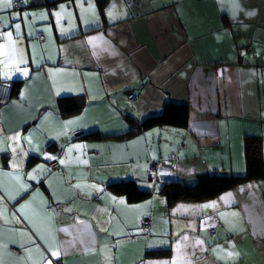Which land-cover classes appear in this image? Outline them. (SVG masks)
Masks as SVG:
<instances>
[{
	"label": "crops",
	"instance_id": "obj_1",
	"mask_svg": "<svg viewBox=\"0 0 264 264\" xmlns=\"http://www.w3.org/2000/svg\"><path fill=\"white\" fill-rule=\"evenodd\" d=\"M21 2L0 7V264H264V176L162 193L245 176L249 137L264 166V0ZM167 102L186 126L126 135Z\"/></svg>",
	"mask_w": 264,
	"mask_h": 264
},
{
	"label": "trees",
	"instance_id": "obj_2",
	"mask_svg": "<svg viewBox=\"0 0 264 264\" xmlns=\"http://www.w3.org/2000/svg\"><path fill=\"white\" fill-rule=\"evenodd\" d=\"M97 6L103 10L107 0H96ZM17 79L11 83L12 91L16 92L20 83ZM84 105V99L77 97H62L58 100V107L61 114L74 113ZM188 116L187 105H176L171 102L164 104L160 114L149 115L143 118L140 123L130 125L126 135H132L136 131L146 129L154 125L169 124L179 127L186 126ZM92 133L84 134L91 136ZM246 174L245 176H233L226 174H202L192 185H186L178 181L167 182L162 188V193L167 198L168 204L177 200L201 201L206 200L238 185L248 179H256L264 176V166L260 153L259 142L256 138L246 139Z\"/></svg>",
	"mask_w": 264,
	"mask_h": 264
},
{
	"label": "built area",
	"instance_id": "obj_3",
	"mask_svg": "<svg viewBox=\"0 0 264 264\" xmlns=\"http://www.w3.org/2000/svg\"><path fill=\"white\" fill-rule=\"evenodd\" d=\"M14 7L15 8H21L22 7V2L21 0H14ZM0 28H1V22H0ZM43 38V35H40V39ZM5 85L11 86V83H4ZM5 98L0 97V101H4ZM63 153V149H60L58 151V154L54 156V159L52 158L49 162H48V169L50 171H54V170H59L60 169V163H59V156ZM152 166H155L152 164ZM153 169V168H152ZM149 226V220L147 218L142 220L141 223V227L144 229H147Z\"/></svg>",
	"mask_w": 264,
	"mask_h": 264
},
{
	"label": "snow or ice",
	"instance_id": "obj_4",
	"mask_svg": "<svg viewBox=\"0 0 264 264\" xmlns=\"http://www.w3.org/2000/svg\"><path fill=\"white\" fill-rule=\"evenodd\" d=\"M0 7H3V8H11L12 7V0H0ZM236 7H238V5H236ZM246 14L249 15V16L255 15L254 12H248ZM16 28L18 30L19 29V25H16ZM6 35L8 37H11L12 33L9 32ZM24 74L27 75V70L26 69L24 70ZM69 123H71V122H69ZM52 158L54 159V157H52ZM61 163H63V161H61ZM121 202H123V201H121ZM205 207H212V205H205ZM53 255L58 256L59 253L58 252H55V253H53ZM228 255L229 256H233L234 253L229 252Z\"/></svg>",
	"mask_w": 264,
	"mask_h": 264
}]
</instances>
